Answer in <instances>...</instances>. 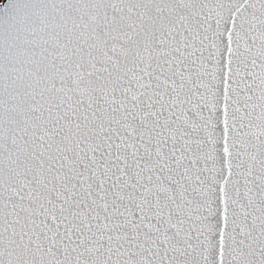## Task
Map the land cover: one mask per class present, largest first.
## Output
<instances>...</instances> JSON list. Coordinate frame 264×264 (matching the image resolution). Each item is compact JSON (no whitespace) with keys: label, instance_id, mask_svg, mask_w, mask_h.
I'll return each instance as SVG.
<instances>
[{"label":"snow or ice","instance_id":"snow-or-ice-1","mask_svg":"<svg viewBox=\"0 0 264 264\" xmlns=\"http://www.w3.org/2000/svg\"><path fill=\"white\" fill-rule=\"evenodd\" d=\"M0 264H264V0H0Z\"/></svg>","mask_w":264,"mask_h":264}]
</instances>
